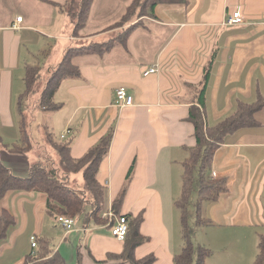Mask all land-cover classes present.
<instances>
[{"label": "crops", "instance_id": "crops-1", "mask_svg": "<svg viewBox=\"0 0 264 264\" xmlns=\"http://www.w3.org/2000/svg\"><path fill=\"white\" fill-rule=\"evenodd\" d=\"M132 1L93 0L86 26L75 37L73 22L60 8L70 0H0V135L5 144L20 139L18 99L25 91V66L41 65L42 57L47 77L69 49L113 40L137 22L113 29ZM235 12L246 18L244 24L228 25ZM155 13V18L142 20L125 44L76 56L80 77L63 81L55 95L61 121L40 110L45 117L36 127L44 146L42 127L60 130L58 141L71 142L75 159L113 131L98 175L107 188L106 212L112 210L134 166L121 215L143 214L141 233L149 241L136 249V257L154 254L155 264H174L183 248L176 232V202L179 193L182 196L184 162L196 145L194 126L187 120L191 103L198 99L207 73L205 110L210 126L234 114L239 102L264 98V0H188L186 6L160 5ZM18 17L23 18L21 24ZM50 47L55 51H48ZM153 67L158 72L145 75ZM120 87L134 99L123 110L114 104ZM255 117L257 125L228 136L214 158L211 179L225 182L227 190L202 206V219L209 224L197 226L204 234L195 244L212 251L208 264H254L259 254L264 227V107ZM32 158L33 154L0 149V160L18 177L28 176ZM71 179L84 183L81 174ZM3 210L14 215L15 226L0 244V264H25L36 250L34 236L49 240L66 264H96L123 250L124 240L113 237L106 225L75 220L67 232L48 214L45 194L9 192L0 201V214ZM208 230L213 237L205 241Z\"/></svg>", "mask_w": 264, "mask_h": 264}, {"label": "trees", "instance_id": "trees-1", "mask_svg": "<svg viewBox=\"0 0 264 264\" xmlns=\"http://www.w3.org/2000/svg\"><path fill=\"white\" fill-rule=\"evenodd\" d=\"M92 3L93 0H70L67 6H60L74 24L75 37H78L86 26ZM160 5L186 6L188 0H133L121 22L117 23L113 29L124 27L134 20L137 22L128 29L121 30L113 40L101 46L69 49L61 63L49 70L47 77L44 66L38 64L25 66V91L18 99L20 139L17 143L10 145L5 144L0 135V149L18 151L27 155L33 154V158L30 161L29 174L25 178L16 176L0 160V201L9 192L41 193L47 197V212L52 217H69L76 221L82 220L83 224L93 222L97 225H106L108 223L107 219H102L107 209V188L100 183L98 175L102 163L110 152L113 131L103 136L80 159L71 156L70 141H57L50 131H46L47 145L42 146V149L31 135V125L23 103L39 95L36 105L39 110L49 113L58 111L61 105L55 102V95L59 87L63 81L79 78L81 75L79 67L74 63V58L88 52H104L117 43L125 44L130 34L143 24L144 18L156 17L155 11ZM208 75L209 73L205 75L204 82L200 86L198 99L191 103L190 115L187 119L194 126L196 145L189 149L190 156L184 162L182 196L176 202V207L181 211L184 246L174 256V264H208L207 260L212 255V251L205 246L195 244L191 238L192 229L186 207L194 182L197 180L200 187L196 226L208 225L209 222L202 219V202H215L227 190L225 182L215 183L211 179L215 155L228 136L240 130L255 127L257 125L255 116L264 107V98H259L252 104L239 102L234 114L216 125H208L205 110ZM133 168L134 166L127 176V183L112 204V210L118 216H123L121 210ZM78 174L83 177L82 187L78 182L71 181L72 175ZM124 216L129 221V232L123 241L122 252L109 253L106 260L96 261V264H109L112 261L116 264H155L157 257L154 254L141 259L136 257V249L149 241V238L141 233L143 214L136 217ZM14 226V215L3 210L0 214V244L6 240ZM79 262H81V254ZM25 264H66V261L52 248L49 240L40 238L37 239L35 252L26 258ZM254 264H264V235L260 237L259 254Z\"/></svg>", "mask_w": 264, "mask_h": 264}, {"label": "rangeland", "instance_id": "rangeland-1", "mask_svg": "<svg viewBox=\"0 0 264 264\" xmlns=\"http://www.w3.org/2000/svg\"><path fill=\"white\" fill-rule=\"evenodd\" d=\"M52 49L53 48L50 47L48 49V51L51 52ZM53 50L55 51V49H53ZM41 59H42L41 65L43 66L45 64V59H43L42 57H41ZM38 98H39V96L36 95L32 99H27L23 103V107L25 109L26 114L29 117V123H30L31 127H32V125L34 127L31 130V132H32L31 135H32L34 141L36 142V144H38V146H40L43 149L44 143L41 142V136L42 135L39 134V131H38L37 127H36V125H37L36 123H38V121L42 122L41 117L43 118L45 116H43L44 114L40 116V110L36 107V105L38 104ZM46 117L50 118L51 120L55 117V118H57L58 123H59V121H61V117H59V115L56 112H53V113H49L48 112ZM52 126H51V130L50 131H51V133L54 134L56 140L58 141V140H60L59 137H58L60 135V130L55 129V128L53 129ZM42 130L44 132V136L46 137V131H49V129L44 130L43 127H42ZM42 139H43V137H42ZM54 156H55V154H54ZM55 158L58 161L57 157H55ZM125 183H127V182H125ZM80 185L82 187L84 185L83 182ZM77 187H79V186H77ZM199 190H200V187H199L198 181L196 180L194 182V187H193V190L191 192V196L189 197V201H188V204H187V207H186L187 208L189 224H190L191 229H192L191 238H192V241L194 243H196V241H198V240H202L203 239V235L202 234H204V233H202L203 232L202 229H199L196 226L197 225L196 224V221H197V201L199 199ZM179 195L180 196L177 197V198L180 199L181 198V194L179 193ZM207 204L208 203L205 202V201L202 202L203 209H204V206H206ZM202 214H203V212H202ZM180 216H181V213H180V211H178V221H177V226H176V232H177V235L179 236V240L181 242L180 246L183 247V245H184V240H183V237H182V230L183 229H182V223H180ZM205 230H207V228H205ZM260 231H261L260 233H262V235H264V227H261ZM204 232H209V237H206L205 241L208 240V239L210 240L213 237L211 235V232H213L212 230H208V231H204ZM258 252H259V250H258Z\"/></svg>", "mask_w": 264, "mask_h": 264}, {"label": "built area", "instance_id": "built-area-1", "mask_svg": "<svg viewBox=\"0 0 264 264\" xmlns=\"http://www.w3.org/2000/svg\"><path fill=\"white\" fill-rule=\"evenodd\" d=\"M23 18L18 17L17 23H22ZM246 22V18L243 17L239 12L233 13L232 16L228 19V25H240ZM158 72V67L150 68L145 72V75H150ZM115 106L118 107L120 110L125 108L131 107L134 104V99L132 96L129 95L127 88L120 87L116 90V98H115ZM69 133V132H68ZM103 219H107L108 223L106 226L110 227L111 233L113 237L118 240H124L129 232V221L126 216H118L116 215L113 210H109L108 212H104ZM58 223L67 231L70 232L76 222L74 219L69 217H58ZM32 247L35 249L37 247V239L36 237L31 238Z\"/></svg>", "mask_w": 264, "mask_h": 264}]
</instances>
